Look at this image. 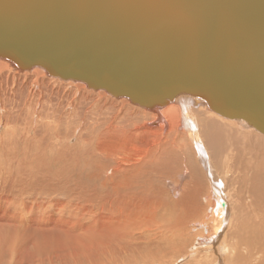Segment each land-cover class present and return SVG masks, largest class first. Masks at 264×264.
I'll use <instances>...</instances> for the list:
<instances>
[{
  "label": "bare ground",
  "instance_id": "6f19581e",
  "mask_svg": "<svg viewBox=\"0 0 264 264\" xmlns=\"http://www.w3.org/2000/svg\"><path fill=\"white\" fill-rule=\"evenodd\" d=\"M1 59L0 96L9 86L26 88L10 78L11 68L26 71L23 77L34 79L33 88L43 93L34 99L27 91L19 115L10 108L13 99H0V264H177L183 257L191 258L188 264H201L195 256L201 255L202 244L211 246L206 264H264V161L258 162L264 157V135L211 110L192 89L188 70L173 88L168 85L173 100L148 109L76 81L66 83L77 88L76 97H60L45 86L57 78L40 68L17 69ZM109 99L122 102L113 119L123 114L126 122L104 129L102 137L95 131H100V116L111 124ZM51 102L64 105L63 113L52 111L56 106ZM137 112L148 118L138 123ZM18 122V130L7 128ZM224 148L236 150L227 168L234 194L240 193L231 203L229 222L228 181L219 182L212 164L221 161L216 156ZM253 154L254 159L242 163L244 155ZM50 192L68 203L54 208L42 202ZM99 196L115 202L139 196L135 208H141V219L126 228L129 219L116 206L96 221L86 203ZM202 199L207 203L200 206ZM68 211L81 218L71 219ZM135 229L144 241L140 246L134 242ZM228 233L237 257L233 261L225 260V245L218 247ZM183 237L192 248L183 249Z\"/></svg>",
  "mask_w": 264,
  "mask_h": 264
},
{
  "label": "water",
  "instance_id": "95a60500",
  "mask_svg": "<svg viewBox=\"0 0 264 264\" xmlns=\"http://www.w3.org/2000/svg\"><path fill=\"white\" fill-rule=\"evenodd\" d=\"M0 58L148 109L188 70L211 110L264 135V0H0Z\"/></svg>",
  "mask_w": 264,
  "mask_h": 264
},
{
  "label": "rangeland",
  "instance_id": "374dc122",
  "mask_svg": "<svg viewBox=\"0 0 264 264\" xmlns=\"http://www.w3.org/2000/svg\"><path fill=\"white\" fill-rule=\"evenodd\" d=\"M1 60L4 63L7 62L4 59H1ZM7 63H9V62H7ZM11 71L12 72H10V78L11 79H14L15 78L17 81L23 82L24 85L26 86V88L25 89H17L16 87L9 86L8 87V90H5V95H3L5 98L3 96H0V99H2L4 101V103H6V101H9V100L13 99V103L10 106V108L13 110V112H16L19 115V114H21L20 111L22 110V108H24V106H23V104H24V101H23L24 100V97L25 96H29V95L26 94L27 91H29V90L32 91L33 95L35 96L34 99L38 98L43 93V91H40V90H37V89H34L33 88V83L32 82H34V79L24 78L23 77L27 73L26 71L18 72V71L13 70L12 68H11ZM14 73H19V74H14ZM43 77L46 78L45 74L43 75ZM58 80H57V82H55V81H46L45 86L48 87L50 90H52L54 93L59 94L60 97L67 96V95H69V96H75L73 94V91H76L77 88H75V87H72L71 88V86H69V85L66 86V83H73V81L68 82V81H62V80H59L58 81ZM75 83H77V82H75ZM79 86L84 87L81 84H79ZM9 89H12V90H9ZM90 93H93V92H90ZM104 100H106V99H104ZM119 102H121V101L120 100H115V99H109L108 100V103L110 105V109L108 110L109 113L107 115H108V118H109V121H110L111 124L104 123V120L100 116V131H95L96 134L102 135V137H103L105 135V133L103 132L104 129L111 128V127H115V126H118V125H123L126 122L125 117L123 116V114L120 115V116H118L116 119H113L115 113H117L115 107H118L119 106V104H118ZM52 103L55 104V106H56V107L52 108V106L50 105L52 111L55 110L57 112L63 113L64 105L66 104L65 101H63V104H64V105H62L63 107L62 106H60V107L57 106L55 102H51V104ZM184 104H185V107L186 106H189L186 103H184ZM180 107H181V109L183 111L186 112L185 107L182 104H180ZM56 114H58V113H56ZM138 114H139L138 123L141 120H144V119L148 118V117H145L146 115L145 116H142L143 114H140V113H138ZM45 117H46V115H45ZM134 118L136 119V117H134ZM16 126L9 125V126H7V128H9L12 131H16V130H18V127H21L22 126V123L21 122H18L16 124ZM251 130H252V132H254L253 131L254 130L253 128H251ZM251 130H249V131H251ZM45 135L46 134L41 135V136H45ZM250 140L254 142L257 139L254 136H250ZM224 150H225V148L223 150H221L219 153H217V154H219V156H216L219 159H221V161H219V162H212L211 161V162L213 164L214 170L217 172L216 177L221 178V179H219V182H223V180L224 181H228L229 188L226 189V201H227V204H228L227 214H228V222H229L230 219H231V214H230V211H229L230 206H231V203H234V201L237 200V198L239 197V194L240 193L239 194H234V183H233L234 181H233V179L230 178L229 173H228V168H227L228 161H229V159L235 157L236 150L231 149V150H226L225 152H224ZM249 159H254V154L251 155V157H249L247 155H244L243 156V162L242 163H244L245 161H247ZM262 161H264V157L263 158H259V160H258V162H262ZM256 162H257V160H256ZM242 165H250V164H242ZM77 169L79 171L80 170V166H78ZM101 171H103V170H101ZM109 177L110 176L106 177L105 180L108 181L109 180ZM215 183H218V182L215 180ZM187 184H189V182L188 181H185L184 182V186L187 185ZM188 186H190V184ZM196 188L197 187H195V189ZM200 189L202 190V193H204V191H203L204 188L202 187ZM182 194H185V192H182ZM49 195H51L54 199L53 200H50ZM49 195H45L43 197V199H42V202H48L49 204L54 205V208H58V205H62L63 204V201L65 203H68V202H66V200H64V198L56 197L51 192L49 193ZM199 195H201V194H199ZM105 200H107L110 205L106 204L105 203ZM151 200L154 203L157 201V199H156L155 196L153 198L151 197ZM204 200L202 199L203 202L201 203L200 206H203L205 203H207ZM138 201H139V196H131V197H129L126 200V202H115L112 199L111 196H99V197H94L92 200L88 201L86 203V205L88 207V210H89L91 216L96 221L100 220L99 218H97L98 216H101V215L106 216V213L108 212L109 209H113L116 206L120 207L123 211H125L126 217L129 219L128 222L124 223L125 227L127 228L131 224L133 225V227H135L136 224H137V222L141 219V217H140V214H141V211H142L141 208L138 207V206L135 208V206L137 205ZM246 202L249 205L250 199H247ZM126 203H129L128 207H127ZM37 204H40V203H37ZM146 206L147 207H150L151 204L150 203H147ZM148 209H150V208H147L146 210H148ZM232 209H235V205H232ZM68 212L71 215V219H73L74 217L81 218L80 215L77 216L72 211H68ZM237 217H238V215H237V212L235 211L234 216H233V220H234V223L233 224H235V222L237 220ZM71 223L77 224L73 220H71ZM230 225H232V224H230ZM130 229L131 228L129 227V229H127V231H129ZM139 232H140L139 229H135V232L133 233V235L135 234V237L137 238L136 241H134V242L140 246V245L143 244L144 241H143L142 238H139L138 237ZM200 238H201V235H200ZM183 241H184V248L183 249L187 250V249L193 247L192 246L193 244H191L190 242H188L184 237H183ZM232 243H233L232 234L231 233H228V234H226L223 237V239L218 244V247L221 244H223V245H225L227 247V251L228 252H227V254L225 256V260L227 259V260L233 261V258H235V259L237 258V257L234 256L235 250H232L231 249V246L230 245ZM204 245L205 244H202L201 248H199L201 250V255L195 256V261L198 260L199 262H201V264H206V260H207V258L210 255V248H211V246L209 245L206 248V246H204ZM106 252H110V251H106ZM186 260L188 261V263L189 262H192L191 258H189V257L188 258L183 257V260L181 258L180 262L177 263V264H180V263L181 264H188V263H186L187 262ZM141 261L144 262V261H146V259H143ZM181 261H183V262H181ZM82 262L83 263H80V264H87V261H85V260L82 261ZM193 263H194V261H193ZM236 263H237V261H236Z\"/></svg>",
  "mask_w": 264,
  "mask_h": 264
}]
</instances>
